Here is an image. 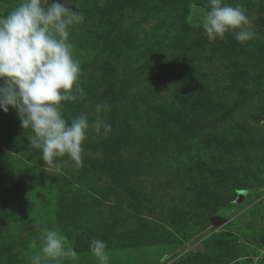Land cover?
Wrapping results in <instances>:
<instances>
[{"label": "rangeland", "instance_id": "374dc122", "mask_svg": "<svg viewBox=\"0 0 264 264\" xmlns=\"http://www.w3.org/2000/svg\"><path fill=\"white\" fill-rule=\"evenodd\" d=\"M70 2L85 95L62 115L91 123L106 104L112 130L90 129L82 167L56 171L0 109V264H31L45 229L78 254L62 264H99L94 238L110 264H264V0H225L251 22L244 43L191 27L194 0Z\"/></svg>", "mask_w": 264, "mask_h": 264}, {"label": "clouds", "instance_id": "9594fccd", "mask_svg": "<svg viewBox=\"0 0 264 264\" xmlns=\"http://www.w3.org/2000/svg\"><path fill=\"white\" fill-rule=\"evenodd\" d=\"M83 21V14L71 8L70 0H22L6 16H0V109L15 108L23 129L30 128L29 146L41 152L44 165L54 167L58 158L68 157L82 167L83 142L90 129L107 136L111 125L99 117L108 110L97 104V119L89 122L80 114L69 123L62 115L64 102H75L85 95L80 87L81 65L73 55L69 29ZM187 23L202 28L209 41L225 39L226 34L244 43L255 38L251 22L241 5L225 0L191 4ZM39 253L31 264H62L76 261L77 252L65 247L67 237L45 229ZM107 243L92 239L89 249L99 264H110Z\"/></svg>", "mask_w": 264, "mask_h": 264}, {"label": "water", "instance_id": "95a60500", "mask_svg": "<svg viewBox=\"0 0 264 264\" xmlns=\"http://www.w3.org/2000/svg\"><path fill=\"white\" fill-rule=\"evenodd\" d=\"M216 223H222L224 220H221V219H218V218H215L214 219Z\"/></svg>", "mask_w": 264, "mask_h": 264}]
</instances>
